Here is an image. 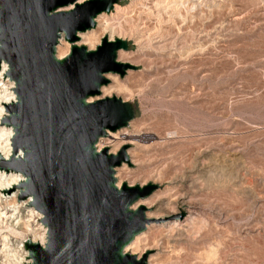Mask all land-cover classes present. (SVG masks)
<instances>
[{
  "label": "rangeland",
  "instance_id": "rangeland-1",
  "mask_svg": "<svg viewBox=\"0 0 264 264\" xmlns=\"http://www.w3.org/2000/svg\"><path fill=\"white\" fill-rule=\"evenodd\" d=\"M116 6L77 45L95 50L104 37L129 44L118 61L134 69L108 74L92 100L117 97L136 112L97 145L112 154L128 146L118 187H158L135 206L148 209L150 224L125 252L147 264H264V0ZM61 42L57 56L72 48ZM12 83L3 76L2 90L13 93ZM42 222L32 224L39 235ZM29 233H7L28 263Z\"/></svg>",
  "mask_w": 264,
  "mask_h": 264
},
{
  "label": "water",
  "instance_id": "water-1",
  "mask_svg": "<svg viewBox=\"0 0 264 264\" xmlns=\"http://www.w3.org/2000/svg\"><path fill=\"white\" fill-rule=\"evenodd\" d=\"M119 2L0 0V62L17 97L7 125L15 152L25 155L6 165L27 177L25 198H33L48 230L44 247L26 242L31 264H147L146 255L138 260L124 250L150 224L146 208L135 205L158 187L117 188L115 170L130 164L128 146L117 154L96 148L136 112L117 97L90 101L102 95L108 74L134 69L118 61L129 44L104 37L95 50L77 45L78 34ZM62 35L72 48L59 59Z\"/></svg>",
  "mask_w": 264,
  "mask_h": 264
},
{
  "label": "bare ground",
  "instance_id": "bare-ground-1",
  "mask_svg": "<svg viewBox=\"0 0 264 264\" xmlns=\"http://www.w3.org/2000/svg\"><path fill=\"white\" fill-rule=\"evenodd\" d=\"M83 2H80V3H83ZM118 8H119L118 6H115L114 9L117 10ZM97 19H96V26H97V23L99 21ZM81 34H83V33L78 34L79 39H83V37H81ZM63 37L64 36L62 35V38L59 40V43H61V44H62L61 41H62ZM94 37H95V34L87 37V39L91 40ZM64 40H65V38H64ZM121 40H123V39H121ZM68 54H66L65 56H57V57L59 59H63ZM1 63H3V64H2V67L0 69V72H1L0 84L3 80V76H5V78H7V77L9 78V75H8L9 74V66H8V64L5 63L4 61H1L0 64ZM2 86L3 85H0V126H2V125L8 126L7 122H8V119L10 117L9 106L16 103V101H17L16 93L14 92L15 83L14 82L12 83L11 88L13 89V93H10V94H7L6 91L2 90ZM109 93H110V91H109ZM90 101H92V100H90ZM8 127H11V126H8ZM110 133L111 132H108L106 137L112 136ZM126 137H127V135L124 136V139H126ZM14 140H15V131H14V129H12V127L8 128V129L0 127V159H1V162H0V231H1V229L5 230L4 232H0V264H26V263L31 264L32 260H30V258H29V252L26 249V242L30 241L33 244H38L41 247H44L47 243V231L48 230H47V227L44 225L43 222H42V224L44 225V228H43V233L41 235H39L33 229L32 224L34 223V219L37 217L38 220H44V216L42 213L37 211L35 204H34V200L31 196L27 198L28 200H25V201L20 200V199H24L25 195H26L25 184L27 182V177L20 172L14 171L11 168H7L8 166L6 165V162L12 161V160H14V158L22 160L25 156L24 152L22 150H18L17 152H15ZM96 148H97V146H96ZM105 149H108V148H105ZM98 151H100V150H98ZM110 154H112V153H110ZM116 174L117 173L115 170V176H116ZM115 179H116V177H115ZM116 187L119 189L122 187V186L118 187L117 179H116ZM12 190H16V192L12 196L8 197L6 195L7 192L12 191ZM140 206H144V205H139L136 208L134 207V209H137ZM147 210L148 209L146 208V213H147ZM146 217H147V214H146ZM184 222H187V221H184ZM23 231L30 232L29 234H32V236H34L33 240L28 239L24 243L25 249L28 252L29 263L27 262L25 256L23 258H20L21 256L19 253H20V250L23 248V244H21L20 249L17 250V248L14 247L12 238H10V236L7 234L8 232H10L12 234L21 235L23 233ZM136 237L130 245H132V244L137 245ZM126 248H125V250H126ZM125 250H124V253H126ZM25 254H26V252H25ZM140 259H142V258H138V260H140Z\"/></svg>",
  "mask_w": 264,
  "mask_h": 264
}]
</instances>
